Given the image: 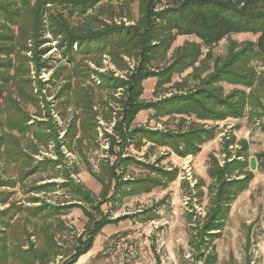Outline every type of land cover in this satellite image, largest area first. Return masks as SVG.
I'll list each match as a JSON object with an SVG mask.
<instances>
[{"label": "trees", "instance_id": "16d2710c", "mask_svg": "<svg viewBox=\"0 0 264 264\" xmlns=\"http://www.w3.org/2000/svg\"><path fill=\"white\" fill-rule=\"evenodd\" d=\"M104 1L0 0V255L7 250L8 230L12 228L13 217L18 213L30 210L32 216L56 217L78 205L89 221L77 237L74 251L60 263L76 264L82 255L94 247L96 237L107 224L132 217H139L145 222L153 217V214L152 217L145 215L151 213L153 208H146L139 212L140 216L133 213L113 218L103 211L104 203L116 198L121 200L130 194L151 192L158 186L167 187L179 176L177 168L167 170L155 167L127 155L125 151L130 145L141 150L145 140L156 146L168 147L182 157L196 155L204 143L215 139L219 128L218 124L205 125L200 120L216 122L229 117L243 118L248 107L252 114L264 112V69L258 70L252 65L256 59L264 63V0H171L160 8L157 5L162 0H138L139 18L137 21L130 18V23L123 19L118 23L114 17L110 20L101 18L98 12L106 9ZM130 1L123 0L124 5H129ZM109 12L112 13V10ZM120 14L123 15V12L120 11ZM82 16L87 17L88 23L93 26L73 24V17ZM233 33L257 34V40L232 41L227 55H214L213 46ZM183 35L194 36L198 41L188 40L169 54L176 38ZM51 40H56L60 51L56 64H53L51 56H45L51 50V45H47ZM204 48L207 49L206 53ZM104 56L109 57L117 70L128 71L127 74L121 77L113 71H101ZM127 57L133 59L132 67ZM155 61L163 64L154 65ZM47 67L52 68L53 74L43 81L39 76L42 69ZM188 69L192 71L183 79L173 80L176 74L181 75ZM33 70L35 79L30 74ZM203 72H207L205 76ZM149 78H155L156 89L165 92L158 95L156 100L142 98L145 90L143 82ZM191 78L197 81L195 85L189 84ZM80 79H89L97 88L109 90L110 96L119 104V107L105 110L102 118L108 122L115 119L114 133L103 134L109 145L107 153L115 156V160H106L99 173L91 170L102 184L99 198L71 178L70 168L64 164L62 153L65 145L72 149L73 139L81 145L86 137L96 140L99 135L94 90L84 91L85 88L79 85ZM222 82L240 87L226 93ZM75 84L84 91L77 95L76 107L80 110L81 118H72L68 128L62 130L69 140L67 144L59 137L58 123L53 121L51 109L66 117L65 112L71 104L69 94L75 89ZM170 84L172 87L164 89ZM55 85L60 88L53 94L50 87ZM117 91H120L119 97L115 95ZM53 95L57 102L54 106L47 98ZM27 103L39 109L37 115L41 119H34V114L26 111L24 105ZM142 110H153L154 117L158 119L179 116L177 129L135 125ZM183 124H186V128ZM13 130L19 135L14 134ZM27 134L31 137L23 147L20 135ZM223 141L222 153L228 155L227 159L221 164L217 155L209 154L207 170L213 184L209 194L210 204L205 215L193 227L195 231L190 238L193 255L203 261L202 264L218 263L214 241L224 229L232 202L249 188L255 176L248 168L249 142L237 140L234 134L225 136ZM50 144L54 145L56 158H33L42 148H49ZM235 144L239 148L233 153L230 146ZM259 157H264V151L258 153ZM1 160L4 161L2 166ZM14 163L19 168V177L9 175L4 168ZM130 163L145 166L159 176L144 175L127 179L126 169ZM260 165L264 166V161ZM48 171L60 172L49 179L62 175L64 181H45L41 184L45 180L41 178L33 182L27 191L38 194L64 187L74 194L75 202L70 200L71 204L54 206L31 196L30 201L39 202L40 205L28 208L13 200L14 188L18 184L29 176ZM75 172L78 173L79 168L76 167ZM203 184V179L197 180L198 192L195 197H201L204 193L201 190ZM164 202L162 199L159 203ZM87 203L91 209L86 207ZM26 252L32 254L30 264H36L37 259L43 257L39 256L33 245Z\"/></svg>", "mask_w": 264, "mask_h": 264}, {"label": "rangeland", "instance_id": "374dc122", "mask_svg": "<svg viewBox=\"0 0 264 264\" xmlns=\"http://www.w3.org/2000/svg\"><path fill=\"white\" fill-rule=\"evenodd\" d=\"M104 2L106 4V9L100 10L98 14L105 20H110L111 17H114L118 23L122 19L124 22L130 23V18L133 21H137L139 18L138 0H131L129 5H124L123 0H105ZM170 2L171 0H162V3L158 4L157 7L160 8ZM111 10L112 13L109 12ZM120 11L123 12V15L120 14ZM72 22L75 25L81 26L92 25L88 23V19L85 16L73 17ZM48 37L51 38V35L49 34ZM256 38L257 34L233 33L214 45L212 51L216 56H225L227 55L229 45L232 41L237 43L248 40L255 42V40H257ZM188 40L198 41L194 36H178L169 54ZM47 45H51V50L45 56H51L52 59H54L53 64L58 63L60 51L57 48L56 40H51ZM206 52L207 49L204 48V53ZM103 58V68H100L101 71L106 73H111L113 71L115 75L121 77L127 74L128 71L117 70L116 66L111 63L109 57L104 56ZM127 60L132 67L134 65L133 59L127 57ZM53 64L51 66H53ZM155 64L161 65L163 62L159 61L158 63V61H155L154 65ZM252 65L258 70L264 69V63L259 59L254 60ZM191 71L192 70L188 69V71L181 75L176 74L173 80L179 81ZM34 72L33 70L30 73L33 77L32 79H35ZM206 73L207 72H203V76H205ZM51 74H53L52 68H44L40 73L39 79L43 81L48 80ZM33 81L35 86V80ZM72 81L75 83V78H73ZM79 83L83 89L85 88L84 91L87 89L94 90L93 96L96 102L94 111H96L98 115L97 130L99 131V135L96 140L86 137L81 145H78L76 139H73L71 142L72 149H69L68 145L63 146V159L65 162L64 164L70 168L71 178L80 182L84 188L91 190L95 198H99L102 184L93 176L91 170L95 173H99L101 165H103L106 160L109 159L111 162L115 160V156H111L107 153L109 145L105 138L106 136H103L106 132L109 134L114 133L113 126L115 119L112 122L100 119L103 118L105 110L119 107V104L110 96L109 90L97 88L89 79H80ZM196 83L197 81L195 79L191 78L189 80V84L191 85H195ZM222 84L226 93L235 87H240L226 82H222ZM143 85L145 87L144 93L142 94L143 99L156 100L158 95L162 93L164 95L165 93L162 92L161 89H156L155 78L145 80ZM170 87H172L171 84L164 87V89ZM50 88L51 93L55 94L60 87L55 85V87L53 86ZM74 88L75 89H72L69 94L71 104L65 112V118L54 109H51V114L54 118L53 121L58 123L59 137L62 139L63 143L67 141V138L65 137V132L62 130L68 128L72 118H81L80 110L76 107V104L79 99L77 95L84 91L78 88L77 84H75ZM45 92L47 93V89H45ZM115 95L119 97L120 91H117ZM53 97L54 95L52 97H47L50 102L54 103H52V106H54L55 103L57 104L56 98ZM106 103H108V105H106ZM24 106L26 111L28 110L29 113L34 114V119L42 118H39L37 115L40 113L37 107L29 103ZM248 108L246 109V115L239 121L232 119L224 122L200 120V123L210 126L218 123L219 128L215 139L211 140L209 143L203 144L201 151L196 155L189 154L186 155V157H182L177 155L174 151H171L168 147L156 146L145 140V144L141 150L136 149L133 144L130 145L125 151L127 155H133L141 162L152 164L155 167H164L169 170L177 168L180 171L179 176L167 187L158 186V188H155L148 194H130L121 200L116 198L115 201H107L102 205V209L104 212H108L111 216L116 217L133 213H137V216H140L139 214L141 213L139 212L146 208H153L155 214V211L159 210V207H161L170 226L164 228L160 221L157 227H155V225L150 226L148 224L149 221L139 226L133 221V219H139V217H132L124 220L123 226L122 224L118 225L117 222L109 223L102 228V232L96 237L93 244L94 247L91 249L93 254L88 258L87 264H102L106 247L105 244L117 235L128 234L134 230L141 231L144 239L147 241L145 249L146 254L136 264H199V262H203L194 257L190 238L192 232L195 231L193 227L205 215V211L210 204L209 194L213 184L207 170L210 161L209 154L217 155L221 161L227 159L228 155L222 153L224 144L223 138L234 131L236 134L235 132L233 134L236 136L237 140H242L245 132L250 131L249 135H246L249 137V140H251L248 155H250V159L256 157L257 169L253 171L255 176L250 182L249 188L242 192L237 199L232 202L230 214L224 229L220 236L214 241L215 252L218 256L217 264H264V166L260 165L261 161H264V157L257 158L258 153L264 151V112L260 111L252 114ZM259 110L260 109H258V111ZM112 116H116L114 112ZM154 116L153 110H142V112L139 113L135 125H145L152 129H177L179 116L162 117L159 119ZM43 118L49 119L50 117ZM187 118L193 120V118ZM185 126L186 124L184 127ZM12 132L18 134L15 130ZM220 133L222 134L220 135ZM20 137L21 146L26 147L31 135H20ZM68 143L69 140L67 141V144ZM53 148L54 145L50 144L49 148H42L40 153L34 155L33 158L37 160H42L44 157L54 159L56 156L54 155ZM238 148L239 146H235L233 153ZM3 163L4 161L1 160V166ZM76 167L79 168L78 173L75 172ZM4 168L8 170L9 175L19 177L17 173L19 168L16 163L8 166L5 165ZM248 168L250 169V165ZM58 172L48 171L43 172V174L29 176L22 184H18L14 188L15 194L13 200L20 202L23 206H27L28 208L40 205L39 202H31V196L39 197L41 201L45 200L47 203L54 206L71 204L70 200L75 202L74 194L64 187H60L56 191H43L38 194L27 191L33 182L39 181L41 178H45V180L40 182L41 184L45 181L63 182L64 176L62 175L57 178L49 179V177L54 176ZM126 172L127 179L144 177V175H151L153 177L159 176L155 171L136 163H130ZM199 179L204 180V184L201 188L204 193L201 197H195L194 195L198 192L196 184ZM112 191L113 190H111L110 194ZM174 192L178 193L180 197L176 202H179L177 211L172 212V205H175L172 203ZM162 199L165 200V202L161 204L159 202ZM99 200L100 199H98V201ZM86 207L90 208L89 203L86 204ZM29 211L20 212L13 217V225L12 228L8 230V237L6 240L7 250L3 251L0 255V264H30V255L32 254L26 251L32 245L34 249L37 250L39 256H43L37 259L38 262L36 264H60L74 251L77 237L87 226L89 221L88 216H85L82 207L78 205L66 209V212H62L56 217L47 215L44 217L32 216L29 214ZM156 215L158 219L160 215Z\"/></svg>", "mask_w": 264, "mask_h": 264}, {"label": "built area", "instance_id": "2783aa9c", "mask_svg": "<svg viewBox=\"0 0 264 264\" xmlns=\"http://www.w3.org/2000/svg\"><path fill=\"white\" fill-rule=\"evenodd\" d=\"M219 161L221 164L224 163V160ZM148 224L157 227L158 223L151 219ZM146 242L143 233L139 230H134L124 235H117L105 244L102 264H136L146 254ZM199 264H202V262H199Z\"/></svg>", "mask_w": 264, "mask_h": 264}, {"label": "crops", "instance_id": "0c3cea01", "mask_svg": "<svg viewBox=\"0 0 264 264\" xmlns=\"http://www.w3.org/2000/svg\"><path fill=\"white\" fill-rule=\"evenodd\" d=\"M139 116V115H138ZM138 116H137V118H138ZM137 118H136V120H135V122L137 121ZM229 119H232V120H235V121H239L241 118H233V117H229ZM229 119H226V120H223V121H216V122H224V121H227V120H229ZM134 122V123H135ZM136 124V123H135ZM218 124V123H217ZM241 129V128H240ZM235 132V131H234ZM233 132V133H234ZM233 133H231V134H233ZM249 133H250V131H247V132H245V135H244V137H243V139L242 140H246L247 139V141L249 142V147H250V144H251V140H249V137L248 136H246V135H249ZM222 133H220V135H221ZM230 134V133H229ZM235 134H236V132H235ZM229 136V135H228ZM239 140V139H238ZM210 142V141H209ZM209 142H206V143H209ZM205 144V143H204ZM231 146H233L232 148H231ZM230 146V149H233L234 150V148H235V146H238V144H235V145H231ZM233 152V151H232ZM223 160H225V159H223ZM229 160V159H228ZM167 170H169V169H167ZM171 183V182H170ZM169 183V184H170ZM169 184H168V186H169ZM152 192V191H151ZM148 193H150V192H144V193H141V194H139V195H144V194H148ZM136 195V194H135ZM138 195V194H137ZM179 194L178 193H176V192H174L173 193V202L172 203H174L175 205H172V208H173V211L172 212H174V211H177V209H178V204H179V202L178 203H176L177 201H178V199H179ZM141 212V211H140ZM151 214H153V217H152V215ZM156 214H159L160 216L158 217V219L156 218ZM146 216L147 215H149V217H152L151 219H154L155 221H157V223H159V221H160V223H162L161 225H163L164 226V228H167L168 226H170L169 225V221L166 219V217H165V215L163 214V209L161 208V207H159V210H157V211H155V214H154V212L152 211L151 213H146L145 214ZM117 217V216H116ZM116 217H113V218H116ZM142 218L143 217H145V216H141ZM151 219H149V220H145V222H143V221H141L140 219H133V221L134 222H136L137 223V225H139V226H141L142 224H145L147 221H150ZM124 220H127V219H124ZM124 220H120L119 222H117L118 223V225H121L122 224V226H123V224H124ZM122 221V222H121ZM141 222V223H140ZM93 251L92 250H89L88 251V253H86V254H84V255H82L78 260V262L76 263V264H87V261H88V258L90 257V256H92L91 254H93L92 253Z\"/></svg>", "mask_w": 264, "mask_h": 264}, {"label": "water", "instance_id": "95a60500", "mask_svg": "<svg viewBox=\"0 0 264 264\" xmlns=\"http://www.w3.org/2000/svg\"><path fill=\"white\" fill-rule=\"evenodd\" d=\"M250 169H251L252 171H254V170L257 169V159H256V157H252V158L250 159Z\"/></svg>", "mask_w": 264, "mask_h": 264}]
</instances>
